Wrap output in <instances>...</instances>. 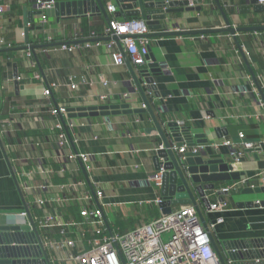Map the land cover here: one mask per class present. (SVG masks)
<instances>
[{
	"label": "crops",
	"instance_id": "1",
	"mask_svg": "<svg viewBox=\"0 0 264 264\" xmlns=\"http://www.w3.org/2000/svg\"><path fill=\"white\" fill-rule=\"evenodd\" d=\"M5 2L10 4V8L1 15V34L13 46L47 43L48 35L52 37V42H71L66 45L73 44V38L78 35L77 41L80 43V47L71 51L61 48L62 44L36 49L44 74H40V80L34 78V74L40 71L33 56H26L25 50L3 52L0 49V124L9 122L14 128L15 133L11 137L15 144L13 155L21 156L28 151L30 147L23 145L24 140L49 138L48 129L54 119L48 112V102L51 105L75 104L76 107L125 102L131 108L143 103L125 61L123 64L113 61L111 54L118 50L117 43L111 49L106 47L108 38L102 34L107 23L102 15L60 16L59 19L50 17L44 25L39 24L38 15L34 16L35 28L27 32L26 41L24 8L26 6L31 10L32 4L28 0H0V3ZM220 2L234 26L264 25V3H259V0L263 9L257 12L253 10L250 0ZM243 6H249L248 13L238 12V8ZM108 15L110 18L123 19L113 13ZM168 17L171 22V26H167L169 30L209 29L224 25L213 0H202L200 11L175 12ZM90 28L94 31L99 29L98 34L89 31ZM92 33L94 36L91 37ZM236 35L243 53L229 33L149 38V47L160 70L153 74L156 90L144 87V94L160 122L174 120L202 128L214 141L223 136V129L227 130L225 135L235 141L238 140V131H242L245 139L250 141L264 139V109L258 103L261 94L245 63L247 61L251 66L264 91V30L239 32ZM84 39L90 43L89 47L83 46L86 42ZM95 41L100 44L93 45ZM14 64L21 85L17 90L13 84ZM132 66L138 75L136 66ZM246 75L251 78L247 79ZM49 83H56V86L51 89L50 98L46 99L41 89ZM70 83H75L76 87L71 89ZM103 93L107 95L106 101L99 98ZM123 93L129 96L122 99ZM203 110L206 111L205 116ZM72 120L76 125L71 133L76 139L74 146L77 151L94 155L91 159L92 169L86 171L87 181L78 163L69 162L67 167L85 180L87 190L100 188L104 191V201L111 203L104 207L111 232L135 227L161 215L159 204L154 203L156 197H161L160 189L150 179L154 173L151 152L159 146L160 138L157 133L145 132V129L153 127L150 114L146 111L137 114L76 116ZM214 129H219L217 132L220 136L216 135ZM203 151L208 156L231 161L227 148L205 146ZM36 153L45 158V165L58 168L52 159L51 146L36 150ZM6 154L4 139L0 136V224H22L16 214L24 210V204L30 214H34L36 209L29 204L31 196L20 187L16 177L17 165ZM31 166L27 163L25 168ZM70 169L67 176L52 177L51 182L66 180ZM234 170L243 172L241 178H247L249 184L263 186L264 148L244 150L241 162ZM229 182H217L214 190L206 191L210 203L219 199L215 191ZM65 191L54 188L51 193ZM223 198L229 207L226 212H209L202 203L199 206L207 225L218 216L223 217V222L216 226L213 236L225 255L224 241L264 236V208L240 209L235 204L238 201L264 198V194L242 195L238 190ZM181 205L184 204L174 205L173 209ZM75 210L76 205H71L67 215L76 217ZM53 264L68 263L60 260Z\"/></svg>",
	"mask_w": 264,
	"mask_h": 264
},
{
	"label": "built area",
	"instance_id": "2",
	"mask_svg": "<svg viewBox=\"0 0 264 264\" xmlns=\"http://www.w3.org/2000/svg\"><path fill=\"white\" fill-rule=\"evenodd\" d=\"M53 3L54 0L36 1L37 9L41 11L38 15L40 25H44L50 18L47 16L46 10ZM259 3H264V0H259ZM9 8V3H0V19L1 15ZM106 10L109 14L114 12L110 2L106 3ZM1 28L0 20V49L12 47L13 44L1 34ZM148 32V27L139 18L119 20L111 17L103 29L102 35L108 37L106 47L109 49L116 44L111 36L115 35L119 38L121 48L111 54L115 64H123L124 55H126L132 65L138 66L147 61L150 39L145 34ZM78 38V35H75L73 44H62L60 47L68 51L80 47ZM46 41L47 43L52 42V37L48 35ZM92 44L99 45L100 42L95 41ZM83 46L89 47L90 43L86 41ZM240 52L243 53L241 46ZM25 54L30 58L33 56L28 49L25 50ZM245 54L248 53L245 52ZM34 78L40 80V73H35ZM246 78L250 79L251 77L246 75ZM16 79L19 81L20 77L17 76ZM103 84L106 85V82ZM55 86L56 83L43 86L42 96L46 99L50 98L51 89ZM69 86L74 89L76 84L70 83ZM128 96V93H123L122 99H126ZM99 98L101 101H106L107 95L100 94ZM258 103L264 109L263 99L258 98ZM47 105L49 106L48 112L54 119L48 129L50 136L45 140L42 138L24 140L23 145L30 147L24 155L15 156L12 154L15 152V144L14 141H11V137L15 131L9 122L0 124V136L4 139L7 157L17 165L16 177L21 189L25 194L31 196L29 204L36 209L31 217L42 246L52 264L54 261L60 260L66 261L68 264H220L210 243L209 233L213 235L216 226L223 222V217L218 216L205 229L198 218L195 205L191 203L181 205L167 214H161L135 227L126 230L117 229L109 234L104 207L111 203L104 201V191L100 188H95L92 192L87 190L85 180L75 175L73 169L67 167V163L74 162L81 163L87 172L92 169L93 153L72 150V144H75L76 139L71 130L76 125L72 117L69 116V108H76V106L75 104L51 105L49 102ZM145 107L144 102L139 106V108ZM205 112L202 111L203 116H205ZM177 123L184 124L180 121ZM204 133L207 143L196 144L191 147V151L203 150L205 146L214 149L227 148L234 169L241 162L244 150L264 148V139L250 141L245 139V134L242 131H238V140L236 141L226 135L214 141L207 131ZM46 146L53 148L52 159L57 163L58 168L56 169L45 165V158L36 153V150L44 149ZM175 150L182 154L187 150V147L184 145L175 148ZM27 163L32 166L26 169ZM68 169L71 173H68L66 180L60 183L51 182L52 177L67 176ZM160 175L161 170L150 177L157 187L160 186ZM248 182L247 178H241L219 187L215 191L219 199L209 203L207 210L218 213L228 211L229 207L223 196L244 187L253 188L254 184ZM54 188H62L66 191L51 193ZM161 201V197L154 199L156 204ZM198 204H200V200H198ZM71 205H76V217L67 215V210ZM26 217L25 210L16 214V218L22 224H28ZM223 257L225 264L233 263L226 254Z\"/></svg>",
	"mask_w": 264,
	"mask_h": 264
},
{
	"label": "water",
	"instance_id": "3",
	"mask_svg": "<svg viewBox=\"0 0 264 264\" xmlns=\"http://www.w3.org/2000/svg\"><path fill=\"white\" fill-rule=\"evenodd\" d=\"M36 1L37 0H28V2L32 4L31 10L26 6L24 8V22L26 25L24 28V38L26 41L27 32L35 28L34 16L39 15L41 12L37 9ZM213 1L221 13L224 22L222 27L194 30H169L167 26H169L171 22L168 15L175 12L200 11L202 8V0H109L114 8L113 14L116 16L122 17L123 19H141L149 29V32L145 34L148 38L173 35L229 33L240 51V42L236 35L237 33L264 30V25L234 26L227 17L220 0ZM106 3L107 2L103 0H54V3L46 10V14L48 17H57V19H59L60 16L71 18L75 15L96 14L102 15L106 23H108L110 17L106 10ZM250 3L255 12L262 11L263 6L258 3V0H250ZM238 12L248 13L249 6L239 7ZM173 26L174 25H172V27ZM111 38L115 40L118 47L121 48L118 41L119 38L115 35H112ZM84 40L86 41L87 39ZM84 40L82 41L84 42ZM69 43L71 42L26 44L23 46L2 48L1 51L30 50L38 64L40 74L44 76L42 67L37 59L36 49ZM146 60L145 64L136 66L137 75L128 57L124 55V61L131 71L133 83L141 94L142 100L146 106L145 108H131L129 103L125 102L89 107L79 106L76 108H69V116H108L119 113L137 114L147 111L153 120V127L145 129V132L157 133L160 138V144L152 150L150 158L154 173L161 170L159 189L162 201L159 203V207L161 208L162 214L169 213L174 205L191 203L195 205L198 218L202 226L206 229L207 224L204 221L198 200H200V203L204 206L208 207L210 202L206 197V191L214 190L217 182H231L241 179L243 172L234 170L231 162L221 157L208 156L203 150H198L196 152L191 151V147L196 144L207 143V138L202 128L185 124L179 125L177 121L174 120L163 123L156 118L144 94V87L150 90H156L153 74L160 70L150 47ZM245 63L264 101V94L256 79L254 71L247 61H245ZM13 66V84L17 90L21 85L16 79L18 74L15 64ZM223 130V135L227 134V130ZM213 131H215L216 135L220 136L218 133L219 129H214ZM66 132L70 137L69 131L67 130ZM183 145L187 147V150L179 154L175 148H179ZM72 148L74 152H77L74 144H72ZM79 165L87 181V173L83 165L81 163H79ZM91 191H93L92 188ZM240 193L242 195L264 194V185L254 186L253 188L244 187L240 189ZM235 204L240 209L253 207L264 208V198L238 201ZM24 210L27 212L28 224L11 222L0 224V264H52L45 248L42 246L29 209L25 204ZM106 225L109 234H111L112 232L107 220ZM209 238L220 264H225L224 257L215 237L209 233ZM222 244L226 249V256L233 261L232 264H264V236L228 240L224 241Z\"/></svg>",
	"mask_w": 264,
	"mask_h": 264
},
{
	"label": "trees",
	"instance_id": "4",
	"mask_svg": "<svg viewBox=\"0 0 264 264\" xmlns=\"http://www.w3.org/2000/svg\"><path fill=\"white\" fill-rule=\"evenodd\" d=\"M90 30H91V31H94V29H93V28H90V29H89V31H90ZM94 32H95V35H97V34H98L97 32H99V29H95V31H94ZM85 33L87 34V33H88V31H86ZM32 44H34V43H31V45H32ZM151 107H152V106H151ZM73 210H74V209H73Z\"/></svg>",
	"mask_w": 264,
	"mask_h": 264
}]
</instances>
